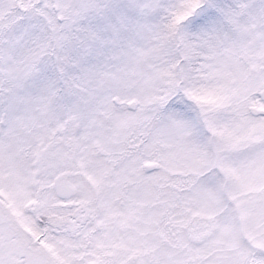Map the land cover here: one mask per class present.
<instances>
[{
    "label": "snow or ice",
    "instance_id": "obj_1",
    "mask_svg": "<svg viewBox=\"0 0 264 264\" xmlns=\"http://www.w3.org/2000/svg\"><path fill=\"white\" fill-rule=\"evenodd\" d=\"M0 264H264V0H0Z\"/></svg>",
    "mask_w": 264,
    "mask_h": 264
}]
</instances>
